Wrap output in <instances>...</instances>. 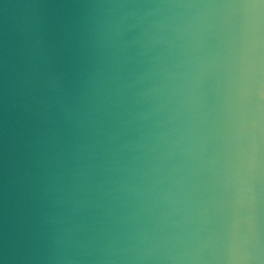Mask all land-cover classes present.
I'll return each instance as SVG.
<instances>
[{
  "label": "clouds",
  "instance_id": "obj_1",
  "mask_svg": "<svg viewBox=\"0 0 264 264\" xmlns=\"http://www.w3.org/2000/svg\"><path fill=\"white\" fill-rule=\"evenodd\" d=\"M0 264H264V0H0Z\"/></svg>",
  "mask_w": 264,
  "mask_h": 264
}]
</instances>
